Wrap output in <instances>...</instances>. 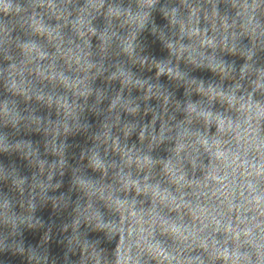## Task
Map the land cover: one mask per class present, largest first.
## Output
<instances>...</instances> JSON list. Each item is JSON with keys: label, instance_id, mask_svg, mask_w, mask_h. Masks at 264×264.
<instances>
[{"label": "clouds", "instance_id": "1", "mask_svg": "<svg viewBox=\"0 0 264 264\" xmlns=\"http://www.w3.org/2000/svg\"><path fill=\"white\" fill-rule=\"evenodd\" d=\"M207 2L212 4L210 12L191 0H179L177 6H161V0H128L127 4L124 0H86L72 21L83 41V46L78 45V51L70 52L68 57L77 75L48 72L40 64L35 69L39 76L65 89L63 95L42 90L34 94L38 102L55 107L61 119L44 121L31 113L25 118L14 104L10 107L7 100L0 103L5 127L11 125L16 129L27 119L36 131L51 136L45 151L58 158L51 163L41 159L39 148L31 141H13L0 128V154L17 152L37 169L29 182L14 167L0 162V181L9 182L20 196L27 191L29 197L26 204L20 205L24 212L17 213L14 201L0 195V228L7 232L0 233V253L26 257L29 264H40L44 259L36 247L25 246L23 229L42 223L34 215L37 196L45 203L51 200L54 208L61 202L67 206L69 196L47 195L50 189L61 187V183L53 184L52 180L57 170L63 175L67 166V144L60 137L88 131L87 122H81V113L93 95L96 102L92 110L98 114L102 111L98 105L105 93L94 89L92 82L107 73V80L119 81L121 91L107 108L115 119H105L102 131L94 135L96 143L82 154L87 167L100 173V179L73 169V187L83 194L84 200L74 209L69 251L79 246L81 264H141L145 255L156 264H206L205 255L210 264H264V64L257 60L264 53V0H228L234 10L232 16L221 15L213 0ZM48 6L55 7L51 0ZM0 9L10 10L11 5L0 0ZM157 10L175 30L177 39L166 36L155 25L153 13ZM102 11L107 23L98 31L92 21ZM202 11L205 19L212 22L211 32L199 27ZM61 15L72 14L65 10ZM150 23L151 32L159 36L168 51L166 60H150L138 50L139 37ZM120 29L125 30L123 35ZM35 30L49 40L60 38L59 27H47L41 22ZM91 36L99 41V60L93 58ZM185 38L193 43L185 44ZM20 47L28 61L49 58V53L34 41ZM113 49L126 62H116L109 72L104 61ZM221 53L243 59L238 72L235 62H227ZM181 61L212 71L219 81L206 83L191 77L181 69ZM129 64L154 68L157 78L167 76L184 84L189 93L195 92L201 99L193 101L189 96L183 105L176 102L174 110L183 114L178 120L174 114H168L171 94L160 93L157 85L138 78ZM23 72L14 64L10 66L8 89L32 99L14 78L17 73L23 77ZM225 81L231 83L226 85ZM133 88L144 91V100L162 96L164 114L145 108L144 115L152 113L150 123L121 122L120 112L134 118L141 115L140 104L123 95L124 89ZM81 98L83 104L79 102ZM133 133L138 135L140 146L126 142ZM162 145H167L168 157L154 158L152 153ZM108 151L119 155L120 161L106 160ZM110 170L114 180L111 184L104 182ZM190 195L196 197L195 205L186 199ZM182 209H187L193 218L190 227L178 222L183 219ZM172 212L178 214L177 218L169 215ZM82 225L88 232L101 235L95 239L82 236ZM157 231L171 237L178 246L172 250L162 247L154 239ZM108 243H113L114 248L103 246ZM197 249L200 255L185 254Z\"/></svg>", "mask_w": 264, "mask_h": 264}, {"label": "water", "instance_id": "2", "mask_svg": "<svg viewBox=\"0 0 264 264\" xmlns=\"http://www.w3.org/2000/svg\"><path fill=\"white\" fill-rule=\"evenodd\" d=\"M193 4H199L204 11L210 12L212 8V4L208 3L207 0H191ZM216 4V7L221 15H234V10L231 8L228 0H213ZM204 11L201 13L204 14Z\"/></svg>", "mask_w": 264, "mask_h": 264}]
</instances>
